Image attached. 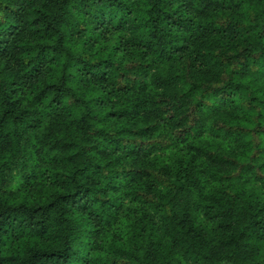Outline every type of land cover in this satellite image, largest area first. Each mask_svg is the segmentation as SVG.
I'll use <instances>...</instances> for the list:
<instances>
[{"label":"trees","instance_id":"16d2710c","mask_svg":"<svg viewBox=\"0 0 264 264\" xmlns=\"http://www.w3.org/2000/svg\"><path fill=\"white\" fill-rule=\"evenodd\" d=\"M0 264H264V0H0Z\"/></svg>","mask_w":264,"mask_h":264}]
</instances>
